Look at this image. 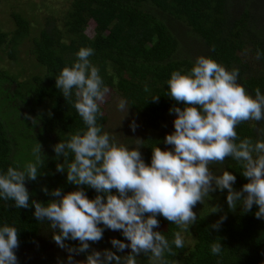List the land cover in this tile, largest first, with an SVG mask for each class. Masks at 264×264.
<instances>
[{
  "label": "trees",
  "instance_id": "16d2710c",
  "mask_svg": "<svg viewBox=\"0 0 264 264\" xmlns=\"http://www.w3.org/2000/svg\"><path fill=\"white\" fill-rule=\"evenodd\" d=\"M11 17L15 25L11 30L3 29L0 22V63L4 55L17 63L25 45L38 71L21 80L19 73L0 65V169L33 159L32 148L37 142L44 156L37 179L25 180L30 194L28 208H16L14 201L0 199V224L18 227V264H59L67 259V250L53 239V231L58 230L51 229L47 220H37L32 200L47 202L55 188L67 192L83 187L89 198L96 195L90 186L67 181L66 169L57 170L63 156L57 157L53 148L84 127L73 106L75 90L72 97L65 98L55 84V76L77 59L81 46L94 49L89 59L99 68L109 91L126 98L139 116L144 131L140 152L146 163H150L155 145L171 147L164 143L165 135L174 130L175 113L169 110L174 104L184 106L167 95V80L173 70L187 71L197 56L210 55L229 70L238 68L239 82L249 92L254 94L257 87L264 92V57L256 55L257 49L264 51V0H70L61 17H46L36 35L23 14L15 12ZM90 20L95 22L92 36L86 33ZM155 94L158 101L151 97ZM101 112L98 122L106 130L108 115L103 104ZM257 128H264V120L243 121L236 131L240 138L255 140ZM210 167L217 173L225 167L232 171L236 189L247 182L241 165L231 157ZM215 193L222 194L221 199L213 200L220 206L219 217L223 213L227 218L219 229H213L211 225L219 217L213 220L209 214L198 213V220L189 226L193 244L186 242L180 249L173 246L174 253L165 254L169 264H264V219L254 215L256 205L251 212L242 211L240 206L230 210L227 190ZM157 218L158 230L169 240L181 230L162 215ZM112 237L127 242L121 231L105 228L101 240L89 242L88 251H117L110 243ZM219 239L224 245L222 254L214 255L210 245ZM65 243L77 246L79 241ZM49 248L56 252H45ZM129 251L126 248L117 254ZM75 255L79 261L86 254ZM150 255L141 254L138 264H151Z\"/></svg>",
  "mask_w": 264,
  "mask_h": 264
},
{
  "label": "clouds",
  "instance_id": "9594fccd",
  "mask_svg": "<svg viewBox=\"0 0 264 264\" xmlns=\"http://www.w3.org/2000/svg\"><path fill=\"white\" fill-rule=\"evenodd\" d=\"M93 54L91 46H81L77 59L55 76L56 87L65 98L72 97L75 90L73 106L84 127L53 148L57 157L63 156L57 170L66 169L67 181L90 186L96 195L89 198L83 187L67 192L55 188L47 202L31 201L34 216L58 230L53 231V239L68 252L66 261L59 264H138L137 258L149 253L151 264H169L165 254H173V246H185L183 231L198 220L194 207L217 190H227L230 210L240 206L242 211L251 212L256 205L254 215L264 219V128H257L255 140L240 138L236 131L243 121L264 120V92L259 87L254 94L249 92L239 82L238 68L229 70L210 55L197 56L187 71L173 70L167 80V95L184 106L174 104L169 110L175 113L174 130L165 135L164 143L171 147L155 145L151 161L146 163L139 150L143 140L129 147L98 122L109 89L99 68L89 59ZM256 55L260 59L264 51L257 49ZM151 97L159 100L158 94ZM130 105L126 98L118 100L122 117L128 114ZM129 126L135 131V119ZM41 148L37 142L32 148L33 159L0 169V199L14 201L16 208L29 207L25 180L37 179L44 162ZM226 157L238 162L247 178L240 189L233 187L236 175L232 171L225 167L217 173L210 167L222 164ZM42 190L49 192L47 187ZM219 211V205H212L208 212ZM160 215L181 229L171 240L158 230ZM226 218L222 213L211 227L219 229ZM105 228L121 231L127 242L112 237L110 243L117 251L92 248L89 252V242L101 240ZM66 240L79 244L67 245ZM18 246V227L0 224V264H18ZM223 246L220 239L214 240L210 251L220 255ZM126 248L131 251L117 254ZM73 253H85V259L75 260Z\"/></svg>",
  "mask_w": 264,
  "mask_h": 264
},
{
  "label": "rangeland",
  "instance_id": "374dc122",
  "mask_svg": "<svg viewBox=\"0 0 264 264\" xmlns=\"http://www.w3.org/2000/svg\"><path fill=\"white\" fill-rule=\"evenodd\" d=\"M69 2L70 0H0L1 26L5 30L13 29L15 25L11 14L19 12L30 20L31 26L34 30L33 35H36L39 32V28L45 25L46 17L55 15V17L59 19L61 14L68 8ZM94 26L95 22L90 20L86 28V33L89 36L94 34ZM2 55H4L3 52ZM19 55L20 59L17 63L13 60H10L7 55H4L3 63H0V65H5L13 73H19V79L22 80L27 78L32 73L37 72L38 68L34 66L35 64L33 55L30 54L25 45L20 50ZM120 98L121 96L115 91H109L106 95L105 101L102 103L105 107L106 114L108 115L106 130L114 135L121 143L129 144L128 146L132 147L138 139H143L144 131H142V125L139 116L132 110L130 106L128 109V114L122 117L123 113H121L117 108V102ZM133 119H135L137 123L135 131H133L129 126ZM128 139L130 140L128 141ZM140 149L141 147L139 146V150ZM221 195V193L211 194L210 199L205 200L203 204L198 202L193 210L197 212V214H209L214 220V218L219 217V212L208 211L211 209L212 205H215L213 200L221 199ZM183 235L186 239V242L193 244V234H191L190 229L189 232L183 231ZM45 252L52 253L56 252V250L54 248H49ZM58 252L60 253L59 250ZM65 254L68 256L67 251ZM73 256L75 259L76 255L73 254Z\"/></svg>",
  "mask_w": 264,
  "mask_h": 264
}]
</instances>
